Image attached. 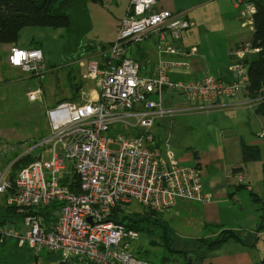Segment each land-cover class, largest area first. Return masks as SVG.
<instances>
[{"label": "built area", "instance_id": "2783aa9c", "mask_svg": "<svg viewBox=\"0 0 264 264\" xmlns=\"http://www.w3.org/2000/svg\"><path fill=\"white\" fill-rule=\"evenodd\" d=\"M235 1L243 8L242 14L252 18L255 5L249 0ZM156 2L130 0L117 39L106 49L104 66L89 62V75L100 83L96 100L63 101L48 110L50 134L34 146L0 138V196H8L7 205L23 221L20 228L1 227V241L12 239L36 256L59 255L61 263L152 264L131 252L128 245L140 233L118 223L114 212L133 202L164 214L180 199L211 201L200 172L182 165L173 151L160 148L151 130L164 113L166 92L184 96L198 110L213 109L221 100L248 93L247 60L260 49L251 41L231 49L234 63L229 80L207 75L175 81L163 69L144 77L138 62L128 55L129 47L157 32L159 52L177 54L179 48L169 42L167 34L179 40L183 31L195 25L184 14L156 11ZM98 50L104 52L101 45ZM189 53L195 54L196 49ZM9 64L39 78L47 71L44 54L36 48H12ZM42 95L41 89L27 94L30 102L41 101ZM117 128L121 130L115 132ZM36 149L41 152L34 154ZM45 154L51 155L49 160ZM27 155L36 160L12 179L14 163ZM234 177L238 183L244 180L242 173Z\"/></svg>", "mask_w": 264, "mask_h": 264}, {"label": "crops", "instance_id": "0c3cea01", "mask_svg": "<svg viewBox=\"0 0 264 264\" xmlns=\"http://www.w3.org/2000/svg\"><path fill=\"white\" fill-rule=\"evenodd\" d=\"M112 4L119 13L113 22L114 35L111 40L101 41L100 44H112L117 39L119 26L128 11L130 0H113ZM154 9L156 11L168 10L173 14H184L195 25L183 31L179 40H175L169 33L167 34L169 42L179 48L177 54L159 52L157 32L150 33L143 43L130 46L128 55L138 62L142 76H155L160 69H163L165 74L175 81H194L207 75L225 80L231 79L229 68L234 63V59L229 55V51L241 42L252 41L255 31L252 18L249 19L242 14L243 8L238 6L235 0H157ZM28 28H25L22 33ZM40 28L45 27L32 28L33 30L29 31L25 41H21L22 38H20L16 44L0 43V88L11 80H21L23 83H27L25 95L29 91L41 89L36 85L32 86L33 79H37V84H40L46 78L48 69L43 78H39L9 64V55L14 47L43 49L42 32L44 30H39ZM193 48L196 49V53L190 54L189 51ZM258 54L259 52L252 54L250 59H255ZM85 55L79 60V67L87 69L91 60L104 66L106 50L104 52L97 50L92 54L86 53ZM86 73L85 79L91 81L93 86L85 85L86 90H83L85 100L82 101L83 98L79 95L84 86L83 83L74 80L71 84V96L58 100L56 104L62 100L71 101L76 96L79 97V99L77 98L79 101H75L81 103L98 98L100 83L91 78L88 69ZM41 90L45 97L43 89ZM183 98L186 99L182 95L168 92L163 101L164 113L158 115L155 124L157 121L159 124V121L165 118L175 119L178 117L177 115L187 114L189 111L206 112L208 115L214 116L216 123L220 122L218 138L212 142L209 157H203L202 152L199 151L193 152L194 160L191 155L183 157L176 154L182 165L196 168L200 172L205 192L210 196L211 201L204 203L180 199L170 211L161 214V218L169 225L176 241L182 244L196 245L197 241L202 238L213 239L218 235L219 229L240 232L242 241L230 239L218 249L201 248L197 252L195 251L194 264H264V230L257 231L260 224V204L256 212H252L251 207L247 213L243 212L242 226L239 225L240 221L236 222L235 219H230V216L244 211V208L237 203L238 196L234 193L235 189L238 191L244 185L264 200V196L254 186L255 182L260 180L258 169L262 168L264 171V116L257 113L261 97L254 98L247 92H242L235 99L221 100L218 106L210 110H198L196 104L191 108L184 107L181 102ZM186 101L188 100L186 99ZM51 109H47V112ZM257 126L262 129V132L256 135L254 128ZM116 130L119 131L121 128ZM154 135L159 147L163 149L164 143L160 140L161 132L157 131ZM194 145H196L195 142ZM243 145L257 146L261 153V159L245 163L242 155ZM196 154L198 159L195 157ZM192 161L194 164L188 166ZM252 167H255V172L250 173L249 169ZM235 170L238 171L235 172ZM235 173L243 174L242 183L236 181ZM246 181L248 184H245ZM6 196H0V205H2L0 206V216L15 214L7 210ZM226 207L229 208L230 213L226 211ZM5 220L7 222L3 227L14 229L21 227L18 218H0V222ZM4 242L6 240H0V257L10 255L8 257L15 261V264H62L55 254L45 252L36 256L11 243L3 248ZM10 242L13 243L14 240Z\"/></svg>", "mask_w": 264, "mask_h": 264}, {"label": "rangeland", "instance_id": "374dc122", "mask_svg": "<svg viewBox=\"0 0 264 264\" xmlns=\"http://www.w3.org/2000/svg\"><path fill=\"white\" fill-rule=\"evenodd\" d=\"M88 9L92 20V31L84 39L81 47L84 49L90 48L87 52L88 54H92L98 50V48L92 49V46L98 47L101 45L99 44L101 41L112 39L114 35L113 22L119 16V13L114 9V4L102 5L93 1H88ZM32 28L34 27H30L22 33L21 41H25L29 35V31L33 30ZM41 29L44 30L42 32V50L45 55V64L47 65L48 72L46 78L40 84H37V79H33L32 86L36 85V87L43 89L45 93V97L42 95L43 100L30 102L28 96L25 95L27 83H23L21 80H11L9 81L10 83L8 82L0 88V138L12 143L26 141L27 147L34 146L36 142L39 143L41 139L48 136L50 124L47 109L55 108L58 100L71 96V84L74 80L82 82L84 85L79 92V95L83 98L82 101L85 100V95L83 94V90H86L85 85L93 86L91 81L85 79L87 77V69L81 68L78 65L79 61L76 58L79 55V48L75 47L73 41L68 38L66 30L47 27L40 28L39 30ZM85 54L82 57H85ZM84 74L85 76L83 77ZM167 94L168 92L165 93V97ZM248 94L253 93L248 91ZM257 96L264 99V88L259 89ZM77 98L79 99L76 96L75 100ZM181 102L183 103L182 106L187 108H191L194 105V103L191 102V104L184 98L181 99ZM189 104L190 107H188ZM177 116L175 119L165 118L160 120L159 124L157 121L151 130L153 134L157 131L158 133L161 132L160 140L164 143L163 149L171 150L178 156L181 155L183 157L192 156L194 151L202 152L203 157H209L212 142L218 138L217 132L219 131L220 122L216 123L214 116L208 115L206 112L189 111L187 114ZM254 132L257 135L259 132H262V129H259V126H257L254 128ZM109 136H113V134L110 133ZM194 142L196 145H194ZM111 149L116 150L117 147L111 146ZM40 152L41 150L36 149L34 154ZM50 157V154H45L46 160H49ZM193 164L194 162L192 161L188 166ZM254 168L249 169V172H255ZM257 172L259 173L260 180L256 181L254 186L264 196V171L260 168ZM245 184H248V181ZM251 192L248 187H241L238 191L236 189L234 191L235 195L238 196L237 203L244 208V211L230 216V219H235L236 222L240 221V226H242V221L244 220L242 218L243 212L247 213L250 207L252 208V212H256L259 208V204L253 201ZM226 211L230 213L228 207H226ZM148 212L151 211L143 207L139 202H133L122 209L120 214L116 213L114 217L117 221L127 222V216L133 215V213H141L147 216ZM157 216L155 213L151 217L157 218ZM18 220L21 226L22 218H18ZM147 225L150 226L149 229H146L137 240L130 242L128 246L137 258L147 260L152 264H185V255L177 251L196 249L200 244L188 245L173 242L170 245L168 239H160L161 231L156 226L153 224ZM222 232L223 230L219 229L218 235ZM155 240L159 244L155 245Z\"/></svg>", "mask_w": 264, "mask_h": 264}, {"label": "trees", "instance_id": "16d2710c", "mask_svg": "<svg viewBox=\"0 0 264 264\" xmlns=\"http://www.w3.org/2000/svg\"><path fill=\"white\" fill-rule=\"evenodd\" d=\"M88 1L99 3L98 0H0V43H18L21 38L22 31L28 27L65 29L68 38L73 41L75 47L79 48V55L77 54L78 56L76 58V60L79 61L85 53H88L87 51L90 49H84L81 47L84 39L92 31V20L88 9ZM249 1L256 7V11L252 16L255 31L251 42L253 46L260 49V52L255 59L247 60L250 78L249 91L253 93L250 94L251 97L257 98L259 89L264 88V0ZM101 46L102 50L105 51L110 44H101ZM96 48L98 47L92 46V49ZM75 98L76 97H74L71 101H75ZM63 101L67 100H62L60 102ZM257 113L264 116V101L259 105ZM242 155L245 163L261 159V153L257 146L243 145ZM195 157L198 159L197 154ZM35 160L36 158L33 155H27L17 160L12 167V179L16 176L19 170ZM236 171L238 170H235V172ZM242 187L245 186L243 185ZM7 197L8 196L5 197V200ZM251 197L254 202L260 204L261 215L257 231L261 232L264 230V200L259 198V196L254 192H251ZM7 210L15 214L12 216H0V218L5 219L7 217H22V215L16 213V209L14 207L8 206ZM149 211L151 212H148L146 214L147 216H144L141 213H133V215L127 216V222L118 221V223L123 224L127 229L135 230L140 234H142L146 229H149L150 226L147 224H153L159 229V231H161L160 239H168L170 241V245L173 244V242H177L169 225L161 218L162 213L152 210ZM121 212V209L118 208L114 212V215L116 213L120 214ZM155 213L158 215L157 218L151 217ZM46 215L49 216V213ZM6 222V220L1 221L0 228L3 227ZM230 239L242 241L240 232L225 229L220 235H217L213 239L202 238L198 240L197 242L200 244L196 249H184L178 250L177 252L185 255V264H187L188 255L192 254L195 258L194 252H197L198 249L200 250L203 248L206 250H215ZM10 241L13 240H8V242L6 240L2 247H7L9 245L8 243L18 246L16 241L13 243ZM154 243L155 245L159 244L157 240H155ZM23 249L32 252L27 248ZM8 256L10 255L1 256L0 264H15V261H12V259ZM57 256L59 257V255Z\"/></svg>", "mask_w": 264, "mask_h": 264}, {"label": "water", "instance_id": "95a60500", "mask_svg": "<svg viewBox=\"0 0 264 264\" xmlns=\"http://www.w3.org/2000/svg\"><path fill=\"white\" fill-rule=\"evenodd\" d=\"M187 264H194V256L192 254L188 255Z\"/></svg>", "mask_w": 264, "mask_h": 264}]
</instances>
